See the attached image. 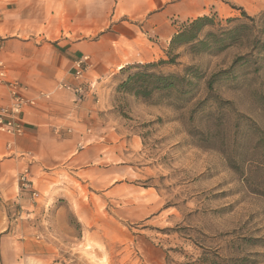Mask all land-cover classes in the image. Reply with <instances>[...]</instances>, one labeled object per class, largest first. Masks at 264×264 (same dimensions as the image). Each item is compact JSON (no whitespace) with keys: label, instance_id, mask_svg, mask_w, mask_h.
Masks as SVG:
<instances>
[{"label":"rangeland","instance_id":"1","mask_svg":"<svg viewBox=\"0 0 264 264\" xmlns=\"http://www.w3.org/2000/svg\"><path fill=\"white\" fill-rule=\"evenodd\" d=\"M207 15L221 26L239 18L246 24L239 41L216 53L191 54L182 46L175 64L155 70L181 74L196 65L207 77L245 54L235 78L214 85L228 104L214 111V121L199 111L190 116L205 95L204 78L184 103L156 94L145 101L119 87L120 70L110 75L102 97L109 154L86 165V182L74 181L71 203L56 201L63 214L52 223L53 238L61 260L264 264V157L254 148L264 131V0H213ZM166 50L159 59H167ZM247 118L262 130L250 128Z\"/></svg>","mask_w":264,"mask_h":264},{"label":"crops","instance_id":"2","mask_svg":"<svg viewBox=\"0 0 264 264\" xmlns=\"http://www.w3.org/2000/svg\"><path fill=\"white\" fill-rule=\"evenodd\" d=\"M172 2L0 0V58L8 78L35 99L20 115L22 133L0 131V264H70L58 257L53 238L52 223L63 214L56 201L71 203L74 181L86 182V165L109 154L106 79L128 64L163 57L180 25L207 14L213 0ZM8 101L0 84V106ZM24 169L30 188L18 180Z\"/></svg>","mask_w":264,"mask_h":264},{"label":"trees","instance_id":"3","mask_svg":"<svg viewBox=\"0 0 264 264\" xmlns=\"http://www.w3.org/2000/svg\"><path fill=\"white\" fill-rule=\"evenodd\" d=\"M241 12L244 17L248 18L243 10ZM226 22L229 23L228 26H221L213 16L207 14L186 20L169 41L166 50L167 59L162 58L156 61L126 65L120 69L125 77L119 87L131 91L145 101H150L152 96L156 94L161 99L172 98L176 100L177 97H183V101L186 103L195 98L198 82L204 78L205 95L194 103L190 110V116L199 111L205 117L207 116V119L214 121V111H218L217 109L222 107L221 104L224 102L226 104L229 102H223L216 95L214 85L223 79L235 78L238 63L245 64L248 61L245 54L237 56L228 68L214 72L207 77L202 76L196 65H186L181 74L163 73L156 71L155 68L161 64H175L178 57V53L175 52L182 46L187 47L191 54L216 53L226 46L238 42L241 36L240 31L246 27V24L237 17L228 18ZM247 121L250 123L251 119L247 118ZM249 127L253 130H262L258 125L253 124V121ZM207 132L203 133L205 139L209 138ZM254 148H259L260 151L256 154H261L264 157L263 130L259 132L258 143Z\"/></svg>","mask_w":264,"mask_h":264},{"label":"built area","instance_id":"4","mask_svg":"<svg viewBox=\"0 0 264 264\" xmlns=\"http://www.w3.org/2000/svg\"><path fill=\"white\" fill-rule=\"evenodd\" d=\"M86 56L81 57L75 62V75L81 76L86 64ZM0 84L4 86L7 91L9 101L5 105L0 106V131L9 134H20L23 132V123L21 120V113L27 104H32L35 99L26 98L23 95L25 86L16 80H10L7 76L5 62L0 58ZM77 92L82 91L79 86L75 89ZM19 183L24 188H30L31 181L28 178V169H24L19 174ZM32 196L37 197L38 192L32 191Z\"/></svg>","mask_w":264,"mask_h":264}]
</instances>
